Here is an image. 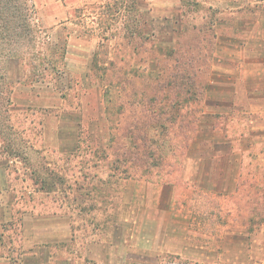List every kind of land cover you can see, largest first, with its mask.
Returning <instances> with one entry per match:
<instances>
[{"label": "rangeland", "instance_id": "rangeland-1", "mask_svg": "<svg viewBox=\"0 0 264 264\" xmlns=\"http://www.w3.org/2000/svg\"><path fill=\"white\" fill-rule=\"evenodd\" d=\"M112 2L99 10L88 4L90 21H82L86 10L75 8L67 21L48 24L53 4L0 0L1 261L9 256L15 264L34 254L30 231L37 215L59 212L66 216L61 224L70 216L78 253L85 243L114 234L143 203L136 194L167 180L180 187L197 183L202 163L227 159L216 151L227 145L217 140L250 135L240 144L252 145L249 173L264 184V97L260 89L247 97L244 74L224 71L243 59L216 54L229 45L216 42L212 10L191 11L190 0H176L183 20L149 25L148 1L139 0L149 37L129 39L124 5L132 2ZM68 29L67 66L43 82L40 63L50 46L63 44ZM237 41L231 48L243 50ZM248 80L260 82L261 74ZM67 244L49 240L45 246L56 254ZM258 255L263 264L264 252Z\"/></svg>", "mask_w": 264, "mask_h": 264}, {"label": "crops", "instance_id": "crops-1", "mask_svg": "<svg viewBox=\"0 0 264 264\" xmlns=\"http://www.w3.org/2000/svg\"><path fill=\"white\" fill-rule=\"evenodd\" d=\"M147 1L149 25L163 20L175 26L183 20L176 0ZM35 3L55 6V12L48 16V24L66 19L71 15L70 9L75 8L86 10L82 21L87 22L92 13L88 11V4L96 6V10L104 4H113L112 0H35ZM190 4L187 9L191 11L212 10L209 14L216 42L229 45L227 51L216 50V54L221 53L228 60L243 59L237 68L226 65L224 71L244 74L247 97H253L251 89H260L264 97V0H190ZM240 30L246 32L242 38L236 35ZM66 32L60 42L67 54L70 30ZM237 39L244 42L241 51L231 48V45L237 47ZM253 73L261 74L260 82H249ZM17 84L23 86L21 82ZM249 104L242 109L247 110L253 102ZM261 104L264 106V101ZM248 136L240 134L227 142L217 140L216 143L227 145L216 149L224 151L227 159L222 162L214 158L211 163H202L200 168L204 172L197 183L180 187L177 182L167 180L154 183L153 192L136 194L142 197L143 203L131 209L132 215L124 218L116 235L108 233L99 241L85 243L79 253L70 216L61 224L66 216L59 212L51 218L37 215L30 231L31 241L36 244L34 254L24 253L15 264H259L257 260L261 256L258 254L264 252V184L254 182L257 178L252 179L249 173L252 166L247 159L253 147L240 144ZM218 168L221 174L209 177L207 170ZM209 201L211 203H207ZM47 220L49 222H45ZM23 231L25 234V225ZM49 240L68 241V244L58 247L56 254L48 253L45 243ZM3 259L0 264L15 261L9 256Z\"/></svg>", "mask_w": 264, "mask_h": 264}, {"label": "trees", "instance_id": "trees-1", "mask_svg": "<svg viewBox=\"0 0 264 264\" xmlns=\"http://www.w3.org/2000/svg\"><path fill=\"white\" fill-rule=\"evenodd\" d=\"M132 4H125L124 5V10L126 11V15H128L127 17V21H125L124 24V29L126 32V36L130 39V38H140V39H144L149 37V35L147 34V29H146V21H145V17H144V12L140 7L139 4V0H131ZM51 49L48 52V55L46 56V58L40 63V67H41V76H38L37 78H40L41 81L45 82V81H52L53 77L59 73L61 71L62 68H64L65 66V56H66V52H65V48H64V44H59L56 45V47L50 46ZM18 59V56H12L11 59ZM97 58V56H94V59ZM44 75H46L47 77H45ZM44 76V77H43ZM187 78L189 80H192L190 78V76H187ZM192 81H190V83H192ZM0 82L2 84H4L3 81L0 80ZM189 83V84H190ZM192 88V87H189ZM187 88V89H189ZM65 93H62V97H65ZM189 98L191 97L188 96ZM156 157L154 156V159ZM155 161V160H154ZM154 161L152 160L149 164L154 163Z\"/></svg>", "mask_w": 264, "mask_h": 264}]
</instances>
